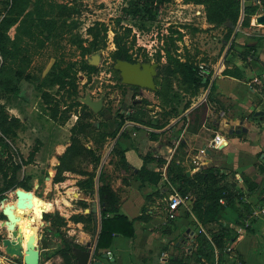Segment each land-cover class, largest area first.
Returning <instances> with one entry per match:
<instances>
[{
    "label": "rangeland",
    "instance_id": "1",
    "mask_svg": "<svg viewBox=\"0 0 264 264\" xmlns=\"http://www.w3.org/2000/svg\"><path fill=\"white\" fill-rule=\"evenodd\" d=\"M156 1L44 0L45 18L55 22L48 29L52 32L33 22L29 25L18 22L9 30L7 47L11 54L8 57L3 54L0 105L21 121L15 128L16 136L11 141L10 150L27 157L39 146L35 162L21 172V177H26L30 186L28 191L52 200L56 206L55 194H59L60 185L54 182V177L63 160V172L71 171L84 176L83 173L91 171L96 175L90 193L93 195L101 171L105 175L108 173L110 178L126 167L116 139L132 119L149 126L157 119L159 122L154 127H167L162 135L153 132L151 136L157 135L158 140L161 137L160 141L171 148H165L159 162H167L166 157L176 151L169 176L176 175L179 166L184 170L187 144L183 117L187 107L201 105V114L196 122H205L210 128H203L202 135L207 140L215 138L217 124H223L222 118L228 112L221 114L220 110L225 107L221 108L209 94L213 86L211 95L215 97L214 80L218 73L232 74L239 71V68L229 69L228 66L233 65L234 59L238 60L239 52L245 51V45L240 48L238 43L248 39L247 34L243 33L247 31L244 25L249 24V17L245 18L243 14L245 0H242L241 14L236 24L227 21L217 26L208 21L205 4L192 0H171L159 5ZM11 4L12 0H0V30L1 21ZM96 24L99 29L94 32L101 31L97 39L90 31ZM117 40L129 48L133 64H149L156 68L155 88L131 89L122 82L119 67L122 61L114 59L119 46ZM94 45L98 49L94 50ZM96 52L101 53L99 64L91 65L93 69L87 68L85 62ZM177 59L189 62L198 79L209 78L210 82L207 85L185 83L174 70ZM87 95H91L94 100L104 98V106L99 113L83 101ZM207 96L208 102L203 100ZM207 106L211 107L212 113L206 121ZM178 116H181L179 120L170 126L173 117ZM118 126L120 128L116 134ZM224 126L228 133L229 125L225 123ZM126 131L130 136L134 127ZM213 151L218 150L213 148ZM203 154H207L205 150ZM225 176L219 181L217 179L218 183L198 181V184L191 185L188 194L193 199L199 195L207 197L215 191V187L231 183L229 176ZM86 178L85 175L76 183L85 193L83 181ZM15 194L16 189L3 200L13 202ZM33 200L34 203L38 202ZM86 206L89 207L81 201L75 203L77 208L84 209ZM2 207L0 202V214ZM55 209L43 214L39 225V241L51 239L55 235V226L62 225ZM38 211L40 214V211L47 210L43 207ZM88 220L91 228L87 222L86 227L89 229H85L91 231L94 239L100 227L101 214H89ZM5 221L6 217L0 215V248L3 250L0 264H25L23 258L14 259V255L8 254L2 245L3 239L10 235ZM48 221L53 224L50 225ZM176 234L172 237H176ZM35 235L38 247L37 227ZM53 255L54 251L44 252L46 258ZM56 260L53 264H63Z\"/></svg>",
    "mask_w": 264,
    "mask_h": 264
},
{
    "label": "crops",
    "instance_id": "2",
    "mask_svg": "<svg viewBox=\"0 0 264 264\" xmlns=\"http://www.w3.org/2000/svg\"><path fill=\"white\" fill-rule=\"evenodd\" d=\"M246 3L256 5L258 11L257 14L251 16L249 25L244 26L247 31L244 30L243 33L247 34L248 39H244V42L238 41V43L240 48H243L242 45H246L245 42L255 46L256 50L253 52L256 51V56L245 59L240 54L242 52H239L238 60L234 59V66H228L229 69L237 70L239 68V71L232 74H217L214 80L216 86L214 96L223 103L225 108L227 107V109L220 110V113L225 115L228 112V115L222 118L223 124H220L221 122L217 124L218 130H215V138L207 140L202 132L204 127L207 130L210 128L205 122L203 124L196 122L198 115L201 114V105L187 107L184 110V122L186 119L184 137L187 144L186 152H184V170L188 176L193 177V173H197L200 169L218 167L226 175L230 174V180H234L239 187L247 190L243 202L251 204L255 210L261 205L264 197V117L255 116L256 111H264V83L254 84L252 80L255 76L264 73V25L260 26L254 20L258 15L264 14V5L261 0H245ZM203 100L208 102V96ZM207 108L206 121L212 113L211 107L207 106ZM180 117H173L170 126ZM225 123L229 125L228 133L223 128ZM156 124L157 121H153V125L149 126L130 120L127 128L122 132L128 133L126 130L134 127L133 133L129 138H120L122 133L120 132L116 139V144H120L125 149L124 157L128 167H123L115 175L113 174V177L109 178L108 173L105 177L110 181L112 189L118 196L120 213L134 219L136 236L130 238L117 235L112 246L102 251V253H111L113 260H107L108 264H264V219L262 218L249 216V219L245 221L246 226L237 225L234 221L224 218H220L214 224H203L193 214L194 200L192 197L189 210L181 208L176 219H167L168 199L172 193L171 185L176 188L169 179L168 167L172 163L176 151L166 157L168 161L159 170L162 172V178L158 183L144 182L139 173L146 162L150 168L158 170V160L161 158V154H164L165 148L171 149L169 144L165 146L160 141V136L159 140L157 135L151 136L153 132L162 135L167 129V127L156 128L154 127ZM243 127H246L248 131L234 134L229 132L231 129ZM217 142H219V146L215 147L214 143ZM153 148H155V152H150ZM213 148L218 151H213ZM203 150L207 153L206 155L203 154ZM186 167L188 168L185 169ZM63 176L64 180L58 182L60 185L59 194H55L56 206L52 200L44 199L34 192L27 195V191L22 188L16 191L13 202L3 203V207L8 203H13L21 209L19 207L21 204H18L16 200L22 196L26 198V208L33 209L31 215L35 218V222L32 225L37 227L38 241L40 240L39 225L44 213L52 211L55 207V213L58 212L65 219L66 224L56 225L55 235L46 240L48 248L40 251L39 264H53L56 259H58L57 262L64 264V259L58 251L64 246L62 235L65 234L82 247L76 249L78 252H75L78 264H82L78 253L89 252L94 247L96 248L101 230L100 221V229L98 228L94 239H92L91 231L86 230L91 228L89 220L86 218L88 221L78 222L72 219V216L82 214L85 217H88L89 214L100 216L101 203L98 194V184L100 185V183L97 184L94 194L90 195L92 191L85 193L76 185L78 180L84 178L85 175L67 171L63 173ZM245 179H249L250 182H245ZM251 185L253 190L248 192ZM32 195L39 205L34 203ZM79 201L88 204L89 207L86 206L84 209L75 207V203ZM43 207L47 211H40L39 214L38 209ZM239 207L234 209L235 214L240 211ZM144 209L145 211H143ZM178 220L180 221L177 222ZM48 222L50 225L53 224L52 221ZM87 222L89 228L86 227ZM200 224L205 226L210 236L221 226L220 224L231 231L233 238L226 240L227 247L224 252H220L216 246L214 251L206 248V243L202 242L207 238L209 240L212 238L210 239L207 234L205 237L199 233ZM17 228L19 227L17 226ZM9 234L11 235L10 231ZM175 234L177 236L172 237ZM0 250L3 251L1 248ZM199 250L200 254H198ZM53 251V256L44 257V252ZM220 256L223 257L222 262L219 261Z\"/></svg>",
    "mask_w": 264,
    "mask_h": 264
},
{
    "label": "trees",
    "instance_id": "3",
    "mask_svg": "<svg viewBox=\"0 0 264 264\" xmlns=\"http://www.w3.org/2000/svg\"><path fill=\"white\" fill-rule=\"evenodd\" d=\"M9 1V0H8ZM171 0H157L156 2L159 5H163ZM197 3L206 5V12L208 21L215 26L224 24L227 21H232L234 24L237 23L240 14L242 0H192ZM264 5V0H261ZM33 6V7H32ZM258 7L253 4L246 3L244 7V17L250 19L252 15L257 14ZM246 22V25L248 23ZM18 22L25 24H37L43 29L48 30L55 22L45 18L44 11V0H12V4L8 10L7 15L1 21V30H0V49L5 57H8L11 54V51L7 47V43L10 41V35L8 34L9 30L16 25ZM245 22V21H244ZM249 25V24H248ZM104 26V25H103ZM245 26V25H244ZM99 29L96 26L93 27L90 31L92 32L95 39L99 37L100 30L94 32V30ZM107 31V28H104ZM49 31V30H48ZM49 32H52L51 30ZM94 32V33H93ZM118 49L114 53V59L120 61H127L134 63L132 54L129 53V48L121 45V42L117 40ZM94 50L98 49L94 45ZM255 46L245 45V51H243L241 56L245 59L249 57L256 56ZM171 58V55L169 56ZM87 68L93 69L89 62H85ZM178 72L185 83L188 85H207L210 81L208 79H198L196 71L193 69V66L189 62H183L181 60H176V68L174 69ZM213 90V86L211 91ZM209 97H212V100H215L219 103L221 108L224 107L223 103L220 100L213 97L211 94ZM122 116V115H120ZM184 118V117H183ZM134 120V119H132ZM138 121V120H135ZM157 122H159L156 119ZM20 118L10 115L7 109L0 105V173L3 178V183L0 184V202L7 197V194L15 189L22 188L26 191L30 190L28 185L27 178L21 177V172L24 168L30 164H33L36 160V154L39 151V146H36L34 150L26 157L23 154H14L11 148V141H13L16 136L15 128L20 123ZM140 122V121H138ZM186 122V119H185ZM122 124L120 123V126ZM153 125V124H152ZM116 128V134L120 128ZM129 138L128 133L122 132L120 138ZM72 146V145H71ZM117 147L122 151V158L124 160V165L128 167V163L125 161V149L117 143ZM71 148V147H70ZM68 149V152L70 150ZM10 150V151H9ZM67 154V153H66ZM17 157V158H16ZM18 159V160H17ZM152 161L153 158L151 157ZM173 161V160H172ZM159 162V161H158ZM165 163L160 161L158 164V170L150 168L147 164L140 169L139 173L141 174L143 181H150L152 184L158 183L162 178V172L159 171L163 164ZM57 168V173L54 177V182L58 183L64 180L63 170L61 165ZM171 165V164H170ZM170 166L168 167V170ZM179 171L176 175L170 176V181L176 186V188L183 194L188 195L191 185L198 184L200 182H206L211 180L213 183H218L219 178L226 177L225 173L221 171L218 167H208L200 169L193 177L188 176L186 171L179 166ZM156 170V171H155ZM63 172V173H62ZM87 178L83 181L86 192H91L94 187L95 174L91 171L83 173ZM230 177V174H227ZM218 179V181H216ZM250 182L249 179H245V182ZM99 188L98 194L100 197L101 203V230L99 232L97 243H96V257L102 254V251L109 249L112 246L113 240L117 235L126 236L133 238L136 236V229L134 226V219H131L128 215L120 213L118 206V196L116 192L112 189L110 181L105 177V174L101 171L99 174ZM253 190V186L249 187V191ZM247 190L245 191L243 187H239L234 180H231V183L226 184V186L215 187V191L208 195H199L196 197L193 202V214L196 218L203 224H214L218 222L220 218L226 220H232L237 225L246 226V220L249 219V216L253 214L254 208L251 207V204L243 202ZM264 197L262 198V200ZM223 200L224 202H221ZM240 206V207H239ZM240 208L238 214L234 213V209ZM145 211V209L143 210ZM4 216L3 213L0 214ZM62 224H66L64 218L58 215ZM88 217L82 215H74L72 219L74 221H87ZM221 226L215 232H212L211 240L208 238L205 239L206 248L214 251L216 246L220 252L226 250V240L232 239L231 231L220 224ZM202 236L205 234L201 233ZM62 242L64 244L58 251L64 259V264H78L76 259L75 250L80 247L72 239H70L66 234L62 235ZM2 254V251L0 250ZM200 250L199 253L200 254ZM75 259V260H74ZM219 261H223V257H219Z\"/></svg>",
    "mask_w": 264,
    "mask_h": 264
},
{
    "label": "water",
    "instance_id": "4",
    "mask_svg": "<svg viewBox=\"0 0 264 264\" xmlns=\"http://www.w3.org/2000/svg\"><path fill=\"white\" fill-rule=\"evenodd\" d=\"M256 22L260 25H264V14H260L256 17ZM101 58V53L96 52L92 54L90 58H88V62L90 65H98ZM120 61V60H119ZM122 71V82L127 85L138 86L142 88H155L154 85V77L157 75L156 68L153 65L145 64H133L127 61H122L119 65ZM85 103H87L94 112L99 113L104 106V98H100L99 100H94L91 95H87L86 98L83 99ZM256 117H264V111L259 110L255 112ZM247 132L248 129L246 127L239 129H231L229 132L231 134ZM189 174V173H188ZM19 189V188H18ZM16 189V191L18 190ZM33 191H28L29 195L32 194ZM5 200L1 201V206ZM18 204H21L23 207H26V198L18 197L16 200ZM14 204L8 203L4 207H2V213L6 217V227L8 231H12V235H8L2 241V245L4 246L6 252L10 255H14V259L23 258L25 264H39L40 263V251L48 248V242L45 239L39 241L38 247H32V249L24 248L23 244L19 242L20 230L17 228L16 223L18 221V217L14 213ZM34 220V218H31ZM98 222V220H97ZM33 241V238L30 239V242ZM78 252V251H77ZM96 248L94 247L92 251L89 252H80L78 253V258L80 259L82 264H108L107 260H113L111 258V253L105 252L101 255L95 257Z\"/></svg>",
    "mask_w": 264,
    "mask_h": 264
},
{
    "label": "built area",
    "instance_id": "5",
    "mask_svg": "<svg viewBox=\"0 0 264 264\" xmlns=\"http://www.w3.org/2000/svg\"><path fill=\"white\" fill-rule=\"evenodd\" d=\"M3 63H4V56H3V53L0 49V68L3 65ZM252 81L254 82V84L264 83V73H262L261 75L255 76ZM218 144H219V142L214 143V146L218 147L219 146ZM171 187H172V193L169 196L168 208H167V210H168L167 219L168 220L176 219L178 217V214H179V211L181 210V208H185V209L189 210L190 204L192 203V197L189 194L183 195L173 185H171ZM221 202H224V201L221 200ZM252 215L257 217V218L264 219V199L262 200L261 205L257 209L255 208V210H253ZM198 231H199V233L207 234L211 239V236L207 233V230H206L204 225L200 224Z\"/></svg>",
    "mask_w": 264,
    "mask_h": 264
},
{
    "label": "bare ground",
    "instance_id": "6",
    "mask_svg": "<svg viewBox=\"0 0 264 264\" xmlns=\"http://www.w3.org/2000/svg\"><path fill=\"white\" fill-rule=\"evenodd\" d=\"M26 194L29 195L28 192H26ZM32 198L35 199L34 195H32ZM36 205H39V203H36ZM19 207L21 209H19L16 205L14 206V213L18 217V221L16 223V226L19 227L20 236H21V239L19 238L18 241H20V240L23 241L22 244H23L24 248L32 249V247H37L36 246V235H35L36 227H34V225H32L35 222V218L33 217L34 220L31 219L32 218L31 213H32L33 209L29 208V210H28L26 207H23L21 205H19ZM10 232L12 235V231H10ZM31 238H33L32 242H30ZM37 244H39L38 240H37Z\"/></svg>",
    "mask_w": 264,
    "mask_h": 264
},
{
    "label": "flooded vegetation",
    "instance_id": "7",
    "mask_svg": "<svg viewBox=\"0 0 264 264\" xmlns=\"http://www.w3.org/2000/svg\"><path fill=\"white\" fill-rule=\"evenodd\" d=\"M127 85V84H126ZM129 87H131V89H136L138 88V86H132V85H129ZM129 114V113H128Z\"/></svg>",
    "mask_w": 264,
    "mask_h": 264
}]
</instances>
